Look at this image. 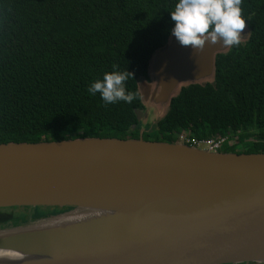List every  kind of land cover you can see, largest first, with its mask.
I'll use <instances>...</instances> for the list:
<instances>
[{"label":"water","instance_id":"95a60500","mask_svg":"<svg viewBox=\"0 0 264 264\" xmlns=\"http://www.w3.org/2000/svg\"><path fill=\"white\" fill-rule=\"evenodd\" d=\"M226 48L171 35L149 64L156 89L138 84L142 99L166 103L211 76ZM47 206L71 208L0 225V264H264V152L142 136L0 142V209Z\"/></svg>","mask_w":264,"mask_h":264},{"label":"trees","instance_id":"16d2710c","mask_svg":"<svg viewBox=\"0 0 264 264\" xmlns=\"http://www.w3.org/2000/svg\"><path fill=\"white\" fill-rule=\"evenodd\" d=\"M175 3L0 0V142H174L187 130L199 138L229 135L222 151L264 152V0H241L240 43L216 52L209 80L181 84L154 127L141 129L134 112L143 107L139 80H151L149 64L172 35ZM113 65L132 73L125 89L139 95L131 103L105 104L87 92ZM14 208L0 209V225L21 220ZM66 208L47 206L45 216Z\"/></svg>","mask_w":264,"mask_h":264},{"label":"clouds","instance_id":"9594fccd","mask_svg":"<svg viewBox=\"0 0 264 264\" xmlns=\"http://www.w3.org/2000/svg\"><path fill=\"white\" fill-rule=\"evenodd\" d=\"M241 0H176L170 18L174 21L171 34L182 46L203 49L205 43L231 47L240 43L245 26L241 15ZM94 80L87 88L90 95L99 93L105 104L123 101L131 103L138 93L126 91L125 81L132 73L118 71L116 65Z\"/></svg>","mask_w":264,"mask_h":264},{"label":"rangeland","instance_id":"374dc122","mask_svg":"<svg viewBox=\"0 0 264 264\" xmlns=\"http://www.w3.org/2000/svg\"><path fill=\"white\" fill-rule=\"evenodd\" d=\"M209 78L210 77H208V78H206L204 80H209ZM151 81H153V80H151ZM138 87H139V85H138ZM166 107H167V104L166 103L165 104H163V103H159L158 104L157 102H152L150 100H146V101L143 100V107H142L141 110L143 112H146V114L144 113L140 117V119H138L139 124L141 126V129H146L147 127L148 128L154 127L155 119L157 117H159L161 114H163V112L165 111ZM220 150L222 151L223 148L220 149ZM60 208H62V207H60ZM70 208H66V209L60 210L57 213H60V212L62 213L64 211H69ZM54 209L55 208H53L51 210H54ZM13 212H15L16 214H18V217H20L19 215H21V220L22 219H26L28 221L29 220V216H30L31 213L32 214H35L36 216H38L39 214H41V216H39L40 218L42 216H45L46 215V213H45L46 212V207H36L33 210L32 209H29V208H25V207H17V208H14L13 209ZM52 214H54V212ZM249 264H255V263L251 262Z\"/></svg>","mask_w":264,"mask_h":264},{"label":"built area","instance_id":"2783aa9c","mask_svg":"<svg viewBox=\"0 0 264 264\" xmlns=\"http://www.w3.org/2000/svg\"><path fill=\"white\" fill-rule=\"evenodd\" d=\"M229 135L220 134L209 137H194L187 130H182L175 134L174 142H180L196 148H201L210 152L220 151L223 145L227 142Z\"/></svg>","mask_w":264,"mask_h":264},{"label":"flooded vegetation","instance_id":"af4514ba","mask_svg":"<svg viewBox=\"0 0 264 264\" xmlns=\"http://www.w3.org/2000/svg\"><path fill=\"white\" fill-rule=\"evenodd\" d=\"M141 80H144V79H141ZM141 80H139V83H140ZM151 80H153V79L151 78ZM151 80H149L148 82L151 84V91H152V90L156 89V85H155L154 80H153V81H151ZM145 81H147V80H145ZM148 100H149V99H148ZM150 101L154 102L153 99H151ZM157 103L159 104V103H163V102H157ZM163 104H165V103H163ZM166 104H168V102H166ZM144 113L146 114V112H143V114H144ZM161 115H162V114H161ZM161 115H160V116H161Z\"/></svg>","mask_w":264,"mask_h":264},{"label":"bare ground","instance_id":"6f19581e","mask_svg":"<svg viewBox=\"0 0 264 264\" xmlns=\"http://www.w3.org/2000/svg\"><path fill=\"white\" fill-rule=\"evenodd\" d=\"M84 215H80V216H77V215H75V216H73V217H71V219H74V218H79V217H83ZM66 220V219H70L69 217H66V218H64V217H60V218H57V220Z\"/></svg>","mask_w":264,"mask_h":264}]
</instances>
